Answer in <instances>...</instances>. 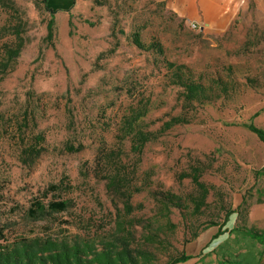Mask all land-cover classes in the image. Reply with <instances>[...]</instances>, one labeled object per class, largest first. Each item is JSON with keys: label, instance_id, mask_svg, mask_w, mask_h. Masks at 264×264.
Returning <instances> with one entry per match:
<instances>
[{"label": "rangeland", "instance_id": "obj_1", "mask_svg": "<svg viewBox=\"0 0 264 264\" xmlns=\"http://www.w3.org/2000/svg\"><path fill=\"white\" fill-rule=\"evenodd\" d=\"M43 1L0 0V29L19 31L23 40L19 56L0 75V242L112 229L117 214H124L122 199L91 174L95 156L102 147H118L116 135L130 108L147 109L138 123L143 132H158L186 111L190 123L142 149L131 180L142 191L130 200L131 215L143 222L152 217L161 209V192L180 197L183 207L170 208L166 240L152 247L156 260L188 253L190 264H212L205 251L212 224L222 223L226 211L238 210L241 218L264 198L255 191H264V175H255L264 173V144L246 128L251 123L264 131V0H238L215 22L181 18L168 0H74L69 12L54 15L50 40ZM133 34L144 45L158 42L163 55L135 47ZM164 61L185 65L203 83L237 81L240 92L182 110ZM35 144L39 156L27 159L24 149ZM79 145L77 152L67 150ZM122 152V162L132 165L137 156L128 139ZM196 171L207 190L204 203L189 178ZM50 185L64 192L68 209L32 218L36 203L57 197ZM263 215L264 204L253 217ZM201 236L206 244L197 251L193 244ZM244 239L239 232L224 237L212 256L219 264H256ZM242 248L246 252L237 254Z\"/></svg>", "mask_w": 264, "mask_h": 264}, {"label": "trees", "instance_id": "obj_2", "mask_svg": "<svg viewBox=\"0 0 264 264\" xmlns=\"http://www.w3.org/2000/svg\"><path fill=\"white\" fill-rule=\"evenodd\" d=\"M56 2L57 0L43 1L44 8L50 15L47 23V39L49 40L53 36L54 15L61 11L69 12L74 4V0H69L64 6H58ZM8 37H13V39L2 41ZM132 43L140 50H151L157 55H163L162 47L158 42L152 41L144 45L138 34L132 35ZM22 46L23 40L19 31L9 32L4 27L0 29V75H3L10 63L19 56ZM164 65L169 73V85L179 89L178 97L182 100V110L192 108L195 104H210L240 92L241 85L237 81L216 77L203 83L195 79L191 70L183 64L164 61ZM146 113V108H130L128 115L123 117L116 135L119 141L118 147L114 149L102 147L93 161L94 166L91 172L93 177L105 181L107 190L122 199L124 214H117L112 229L102 235L85 233L83 235L34 236L3 241V243L0 242V264H178L190 259L189 256L181 254L165 263H159L152 249L153 246H160L166 240L162 239V235H165L167 226H171L170 208L181 209L183 207L180 197L170 193H159L161 209L144 222L143 219L131 215L133 207L130 205V200L134 194L142 191L141 187L132 185L131 180L135 176L144 146L172 127L190 123L193 115L183 111L165 121L158 132H143L138 123ZM246 128L264 144L262 129L251 123L246 125ZM126 139L129 140L130 151L137 156L132 165L122 162V146ZM35 140L38 144L42 142L40 137H36ZM36 145L24 149L23 153L27 159H35L39 156L41 150L37 149ZM81 148L79 145L75 149L67 147V150L77 152ZM255 175L260 176L264 173L256 172ZM186 177L188 178V175ZM189 178L199 189V200L204 203L207 190L199 181L198 171ZM48 188L51 193L57 194V197L50 199L46 204L36 203L35 208L29 211L32 218L65 212L68 209L70 200L62 197L64 192L57 193L58 185H50ZM242 205L244 206L241 202L238 208ZM235 211L240 214V211ZM235 211H226L222 223H213L212 226L222 227L228 216ZM163 220L164 222H161ZM255 237H264V232L255 234ZM1 238L3 240V237Z\"/></svg>", "mask_w": 264, "mask_h": 264}, {"label": "crops", "instance_id": "obj_3", "mask_svg": "<svg viewBox=\"0 0 264 264\" xmlns=\"http://www.w3.org/2000/svg\"><path fill=\"white\" fill-rule=\"evenodd\" d=\"M69 0H57L56 5L64 6ZM238 0H168V4L171 10L181 18L187 20H197L203 22H215L220 21L226 11L232 8ZM262 194L261 189H255ZM264 204V198L261 201L254 202L250 204L245 213L239 219V214L237 211L233 212L228 216L225 224L222 227L212 226L209 228L210 243L208 248L205 249L210 255L212 264H219V256L215 254L212 256L213 252L216 251L217 245L224 241V237L230 240L231 234L234 232L242 233L246 239L243 243L247 246H252L254 249V263L264 264V237H255V234H261L264 232V215L260 218L253 217L254 213ZM206 238L201 236L193 244V248L200 251L205 244ZM226 240V241H227ZM217 246V247H216ZM204 251V250H203ZM236 250L230 252L233 255ZM237 254H242L246 252L243 248L238 250ZM187 255H191L188 254ZM189 259L184 263L178 264H190ZM227 261L231 263H236V259H230L227 256Z\"/></svg>", "mask_w": 264, "mask_h": 264}]
</instances>
